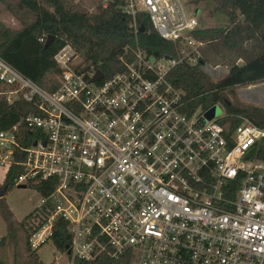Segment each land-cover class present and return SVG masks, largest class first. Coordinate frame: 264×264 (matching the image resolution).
I'll use <instances>...</instances> for the list:
<instances>
[{"label": "built area", "instance_id": "obj_1", "mask_svg": "<svg viewBox=\"0 0 264 264\" xmlns=\"http://www.w3.org/2000/svg\"><path fill=\"white\" fill-rule=\"evenodd\" d=\"M123 1L133 34L145 15L174 58L125 48L122 69L106 78L66 46L54 57L60 76L51 93L0 59V96L35 109L0 130V169L22 167L16 187L56 180L40 196L37 208L48 204L52 213L32 249L61 219L71 236L66 264L102 256H128L129 264H264V126L221 105L211 120L200 112L212 107L190 113L184 92L167 81L174 67L202 60L195 3ZM97 72L102 78L91 82ZM20 127L31 134L20 135Z\"/></svg>", "mask_w": 264, "mask_h": 264}, {"label": "trees", "instance_id": "obj_2", "mask_svg": "<svg viewBox=\"0 0 264 264\" xmlns=\"http://www.w3.org/2000/svg\"><path fill=\"white\" fill-rule=\"evenodd\" d=\"M193 3L213 5L214 13H222L228 20V26L203 29L194 33V38L202 43V60L196 67L179 65L167 75V81L184 92L187 110L191 113L201 108L207 110L221 105L229 114L241 115L258 126H264V112L257 109L246 111L228 105L223 96L226 90L251 86L264 82V5L258 0H192ZM6 10L19 23L20 29L13 31L0 24V59L23 77L31 80L46 92L58 88L60 69L54 62L56 54L69 46L83 62L99 64L106 78L122 69L118 60L125 48L133 49L137 45L154 58L175 57L174 47L160 38L153 30L145 15H138V30L142 34H133L130 21L122 12L123 0H111L93 16L79 12L67 0H0ZM51 38L47 48L45 42ZM41 40H45L44 43ZM238 61L242 65L237 66ZM204 65L223 66L227 75L212 84L201 71ZM4 92L6 89L0 85ZM35 112L32 104L22 100L11 105L0 96V130H8L19 120ZM233 124H237L236 121ZM19 134L31 132L20 127ZM31 137V136H30ZM25 143V145H30ZM23 173L22 167L12 165L0 185V215L7 225V235L0 238V264H10L9 244L14 230L24 229L26 233V257L22 264H42L37 252L47 242L55 250L69 259L66 248L71 236L67 225L56 219L52 234L37 248L32 249L31 237L46 223L52 213L50 205L34 209L21 222H14L6 205V195L13 190L15 180ZM56 186V180L34 179L25 184L40 196L50 195ZM36 221V223H35ZM35 223V224H33ZM128 256L118 260L106 256L92 262L75 261V264H129Z\"/></svg>", "mask_w": 264, "mask_h": 264}, {"label": "rangeland", "instance_id": "obj_3", "mask_svg": "<svg viewBox=\"0 0 264 264\" xmlns=\"http://www.w3.org/2000/svg\"><path fill=\"white\" fill-rule=\"evenodd\" d=\"M15 1L16 0H9L10 3H14ZM67 1L74 5L79 12L84 13L88 16H93L101 7H105L111 0ZM187 1L189 3H193L192 0ZM196 6L198 8L195 11V14L198 15L199 26L201 30L209 28H222L228 26V20L226 16L222 13H214L213 5L198 3L196 4ZM0 24H2L5 28L13 31L20 29L19 23L13 18V16L6 10V7L1 3ZM201 71L208 78L209 83L212 84L224 78L228 73V70L223 66L211 67L209 65H204L201 68ZM0 91H3V89L0 88ZM223 96L225 100L233 107L244 109L246 111H249V109H257L264 112V82L251 86L236 87L232 91L226 90L223 92ZM200 113L206 120H211L212 118L221 115V106L215 105L212 107V109ZM39 201L40 195L35 190L30 188L17 189V187H15L6 195L5 198L6 205L12 214V219L14 222H21L27 215H29L34 209L38 207ZM25 242V230H14V233H12L11 235L9 244L10 264H22L24 262L26 257ZM37 255L42 264H66L65 257L63 255H60L55 250L51 242H47L44 246H42L38 250Z\"/></svg>", "mask_w": 264, "mask_h": 264}, {"label": "water", "instance_id": "obj_4", "mask_svg": "<svg viewBox=\"0 0 264 264\" xmlns=\"http://www.w3.org/2000/svg\"><path fill=\"white\" fill-rule=\"evenodd\" d=\"M258 1L264 5V0H258ZM143 31H144L143 27H140V29H139V33L142 34ZM50 42H51V38H48L47 41L45 42L44 48H47L48 45L50 44ZM165 58H166V59H169V57H165ZM102 76H103V75H102L101 72H97L96 76L91 80V82H97V81H99V80L102 78ZM228 105H230V104L228 103ZM212 112H213V111H212ZM213 113H214V112H213ZM214 114H215V113H214ZM25 188H26V187L23 186V185L17 186V189H25ZM66 250H67V248H66ZM66 254L69 255V251H68V250L66 251Z\"/></svg>", "mask_w": 264, "mask_h": 264}, {"label": "crops", "instance_id": "obj_5", "mask_svg": "<svg viewBox=\"0 0 264 264\" xmlns=\"http://www.w3.org/2000/svg\"><path fill=\"white\" fill-rule=\"evenodd\" d=\"M4 179H5V173L0 169V185L3 183ZM7 233H8L7 226L0 215V238L5 237Z\"/></svg>", "mask_w": 264, "mask_h": 264}]
</instances>
